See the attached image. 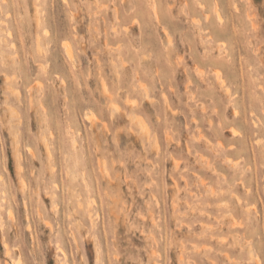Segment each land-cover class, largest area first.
I'll return each mask as SVG.
<instances>
[{"label":"clouds","instance_id":"9594fccd","mask_svg":"<svg viewBox=\"0 0 264 264\" xmlns=\"http://www.w3.org/2000/svg\"><path fill=\"white\" fill-rule=\"evenodd\" d=\"M22 3L0 131L35 107L48 154L0 170V264H264V0H51L17 37Z\"/></svg>","mask_w":264,"mask_h":264},{"label":"rangeland","instance_id":"374dc122","mask_svg":"<svg viewBox=\"0 0 264 264\" xmlns=\"http://www.w3.org/2000/svg\"><path fill=\"white\" fill-rule=\"evenodd\" d=\"M42 16L37 18V7L35 0H23L20 7L16 8L12 12L13 22L17 27L15 35L18 37L20 34V28L25 24V18H33L31 21L34 31L44 26L45 32L48 28L56 24L58 25L63 19L65 23L68 20L61 16L58 6L51 3V0L42 9ZM63 57L69 63L71 67H75L71 62L75 59L72 43L65 41L63 44ZM5 88L4 78L0 77V101L3 100L2 93ZM23 95V93H22ZM43 105L46 107L48 104V96L45 95ZM31 133V136L29 135ZM41 134V118L39 110L35 107L31 112L27 111L25 106L19 115L18 123L14 122L9 128H5L0 131V170L8 174L10 177L15 178L18 169L21 164V159L24 162H28L29 156L31 157V165L34 169L39 170L41 168L42 157H46L48 149L39 144L36 152L32 151L31 143L35 141V138ZM225 135L230 136L231 133L227 132ZM39 199L43 205L50 207L51 200L48 195H39ZM61 215H63V209H61ZM67 219H71V215L67 216Z\"/></svg>","mask_w":264,"mask_h":264}]
</instances>
